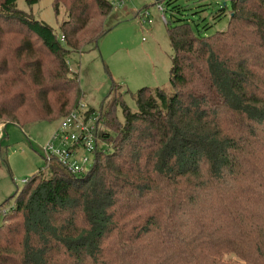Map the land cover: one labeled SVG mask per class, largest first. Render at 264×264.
Masks as SVG:
<instances>
[{"label":"trees","instance_id":"16d2710c","mask_svg":"<svg viewBox=\"0 0 264 264\" xmlns=\"http://www.w3.org/2000/svg\"><path fill=\"white\" fill-rule=\"evenodd\" d=\"M164 1L170 93L141 87L131 111L111 86L91 165L51 158L0 212V264H203L212 249L264 264V0H230L208 35ZM15 2L0 0V123L59 120L82 101L68 56L111 3L51 0L60 39Z\"/></svg>","mask_w":264,"mask_h":264},{"label":"rangeland","instance_id":"374dc122","mask_svg":"<svg viewBox=\"0 0 264 264\" xmlns=\"http://www.w3.org/2000/svg\"><path fill=\"white\" fill-rule=\"evenodd\" d=\"M111 10L103 22L104 32L95 42L70 53L68 64L76 73L82 105L96 114L108 103L114 84L121 101L135 110L134 94L141 87L160 88L170 93L168 70L172 48L166 33L169 6L165 1L109 0ZM180 16L205 35L223 31L228 21L230 0H172ZM16 7L48 24L56 36L58 25L66 18L61 6L54 13L51 0H37L31 5L16 0ZM161 5L163 11L158 10ZM223 7L220 12L219 8ZM218 14V15H217ZM163 15L165 21L161 19ZM195 27V26H194ZM204 27V29H203ZM60 37V36H59ZM116 117L121 121L120 109ZM0 211L12 206L22 181L44 167L42 147L49 140L58 120L38 121L18 127L11 122L0 123ZM110 149L104 145V149ZM90 158V157H89ZM2 214L0 213V219ZM176 264H189L180 261ZM203 264H241L234 257L220 258L212 249Z\"/></svg>","mask_w":264,"mask_h":264},{"label":"built area","instance_id":"2783aa9c","mask_svg":"<svg viewBox=\"0 0 264 264\" xmlns=\"http://www.w3.org/2000/svg\"><path fill=\"white\" fill-rule=\"evenodd\" d=\"M121 3L119 0L115 4L120 6ZM157 8L160 11L162 9L161 5H157ZM161 19L165 21L163 15ZM95 121L96 114L89 112L88 108L82 105V101L62 116L49 140L42 147L43 169L51 158H56L71 174H79L90 166L96 139Z\"/></svg>","mask_w":264,"mask_h":264},{"label":"water","instance_id":"95a60500","mask_svg":"<svg viewBox=\"0 0 264 264\" xmlns=\"http://www.w3.org/2000/svg\"><path fill=\"white\" fill-rule=\"evenodd\" d=\"M162 0H154V2L158 3V2H161Z\"/></svg>","mask_w":264,"mask_h":264},{"label":"crops","instance_id":"0c3cea01","mask_svg":"<svg viewBox=\"0 0 264 264\" xmlns=\"http://www.w3.org/2000/svg\"><path fill=\"white\" fill-rule=\"evenodd\" d=\"M1 125V124H0ZM0 129H1V126H0Z\"/></svg>","mask_w":264,"mask_h":264}]
</instances>
